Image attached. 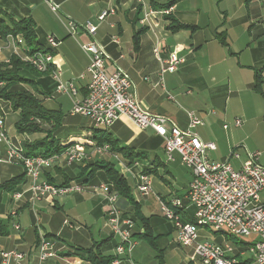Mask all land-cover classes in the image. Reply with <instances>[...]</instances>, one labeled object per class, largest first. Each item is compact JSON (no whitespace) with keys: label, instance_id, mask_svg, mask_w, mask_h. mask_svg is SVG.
Listing matches in <instances>:
<instances>
[{"label":"crops","instance_id":"0c3cea01","mask_svg":"<svg viewBox=\"0 0 264 264\" xmlns=\"http://www.w3.org/2000/svg\"><path fill=\"white\" fill-rule=\"evenodd\" d=\"M168 1L170 0H146L150 7L154 4L164 5ZM48 2L58 6L56 12L51 10ZM97 6L98 8H95ZM111 7H118L117 13L108 17L105 22L98 23L97 16ZM0 8L16 20L32 19L36 25L38 41H40L39 37L45 35L54 36L57 42L54 49V68L60 73L62 82L74 83L78 90L76 96L78 99L85 97L89 82L87 68L90 57L81 46L93 41L104 47L109 58L107 71L121 70L130 77L133 84L132 97L137 99L144 110L165 116L185 129L190 126V113L203 119L204 125L197 127L195 131L203 143L216 145L215 151L207 153L210 160L214 162L229 160L231 144L236 143L233 132L227 139L221 129L223 127L221 122L227 117L231 102L243 96V104L240 105L242 114L238 118L243 120V125L245 124L244 127L242 126L245 133L249 131V123L253 121L259 122L258 130L264 128V123L263 127H260V120L263 118L262 121H264V98L254 90L257 72H261L264 78V8L259 0H182L172 6L170 17L156 21L154 30L141 27L138 20L141 14L134 0H0ZM229 8H232L231 12ZM171 20L184 28L175 31L170 29ZM68 22L77 25L76 31H69ZM87 22L98 26L94 36L86 32L84 26ZM233 28L239 32L238 39L231 34ZM115 35L120 39L119 44L111 42V37ZM0 41L2 42L1 39ZM155 48L159 50L157 55L154 52ZM174 51L185 59V63L179 65L175 72L162 73V68L166 67L165 62ZM10 54L9 51L5 52L6 57ZM241 56L244 58L243 62L240 61ZM203 60L205 62L202 64ZM82 74L85 75L84 78H80ZM54 82L56 86L57 83ZM262 88L264 90V85ZM214 108L218 110L215 111ZM59 109L61 110V107H58ZM92 127V124L71 125L67 128L69 129L68 139L71 142L91 139ZM79 130H83L82 136H75ZM107 131L119 141L120 145L131 147L137 155L143 156L140 168L133 170L138 174L141 169L148 170L150 167L153 176L161 180V187L169 190L166 200L169 201L175 196H185L191 175L183 190L184 193L173 194L174 191L169 188L168 179L174 178V175L168 166L181 163L179 161L166 163L164 141L161 137L152 130L140 131L126 116L120 118ZM249 136L253 137L252 132ZM16 141L18 144V141H21L23 146L26 135H16ZM84 147L88 152L93 150L90 146ZM110 154L94 155L92 159L110 161V157H118L120 166L128 165L121 155ZM240 154V160H231L236 169L247 162L244 150H241ZM58 168L63 170L61 166L53 168L46 175L53 179L59 177L62 179L63 176L58 173ZM74 169L75 173L79 174V169ZM122 172L123 169L120 167V173ZM46 175L43 179L48 181ZM124 177L127 180L125 175ZM92 193L94 194V191ZM95 194H100L104 200L101 193ZM44 201L52 204L56 202V199L53 202ZM27 206L26 199L18 210ZM124 208V211L120 210L132 217L128 214L127 207L124 206ZM10 211L7 212L4 223L8 222L13 230L20 234L22 227L19 215L18 222L16 219H9ZM15 223L19 225L20 230L14 228ZM134 229L132 233L137 236L145 233L143 227ZM10 233L8 231V235L4 236L5 239L0 237V247H9L7 242L15 240L16 236ZM21 238L23 239V235ZM39 238L37 237L36 245L32 249L35 254L30 255L29 258L26 257L25 252L18 251L24 254V259L19 262L13 259L5 260L1 253L9 251L0 248V264H43L37 259ZM113 238L112 236L109 242V239H104L91 242L90 245L89 243L78 244L71 250L65 249L64 244L59 245L52 241L56 252V257L52 259L65 263L73 261L75 264H90L86 260V255L79 250L91 249L98 244L101 245L103 254L110 256L109 249L111 247L113 249L118 243L115 242L112 245ZM56 245L59 246L57 249ZM18 246H24V244L21 243ZM191 252L193 254V250ZM112 257L115 258L114 255ZM185 258L188 261V257ZM191 258L190 262L202 264L198 259L191 260ZM46 264H58V261ZM122 264H128V262L123 261Z\"/></svg>","mask_w":264,"mask_h":264},{"label":"built area","instance_id":"2783aa9c","mask_svg":"<svg viewBox=\"0 0 264 264\" xmlns=\"http://www.w3.org/2000/svg\"><path fill=\"white\" fill-rule=\"evenodd\" d=\"M141 13L139 24L141 27L154 30L158 19L170 17L173 8L154 9L148 6L146 0H134ZM264 8V0H259ZM51 10L56 12L58 6L49 3ZM118 7L103 10L98 16V23H103L110 16L117 13ZM69 31H76L77 25L68 22ZM113 27V26H112ZM86 32L94 36L98 30L97 25L87 22L84 26ZM111 42L120 43L117 35L111 37ZM57 42L54 36H47L45 48L29 51L26 42L20 36L9 35L4 44L0 46V61L10 63V56L17 55L23 62L34 68L40 74L50 73V77L56 81L55 92L65 94L72 100L71 115H81L88 118L93 127L100 130H108L120 118L129 119L140 131L152 130L164 141V157L166 163L176 162L180 158L181 165L190 171L191 181L187 187L184 197L175 196L169 201L162 202L161 210L166 219H170L176 231V242L183 248L193 250L192 259H198L202 264H240V258H250L257 264H264V202L261 194L264 192V166L261 165L260 152H250L243 148L247 162L236 169L231 160H240L241 154L237 148L231 150L230 159L225 162H214L210 160L208 151H215L214 143H203L195 129L204 125L203 119L194 113H190V126L181 128L169 118L155 115L144 110L137 99L132 97V81L130 77L121 70L108 72L106 66L109 58L104 47L95 42H89L81 46L82 50L89 54V66L87 75L89 82L85 97L76 98L78 90L72 82L64 83L60 80V73L54 68V49ZM4 51L11 54L5 56ZM158 49L154 52L157 55ZM166 67L163 72H175L179 65L185 63L177 51L170 53ZM81 75L80 78H84ZM4 83L0 82V89ZM6 114L0 103V145L4 146L6 163L17 164L23 167L27 178L24 190L12 192V200L19 202L24 194L27 197L28 206H34L41 201H55L58 196L67 195L71 192H83L85 188L79 184L56 186L43 179L44 173L60 166L64 162L68 166L92 159L91 154L86 151L85 145L90 146L93 155H104L110 150L109 145L97 147L91 139L74 141L61 155L46 157L43 155L27 156L22 147V142L12 141L6 130ZM235 128L243 126L242 119H236ZM226 130L227 127L224 126ZM241 147V146H239ZM176 156V157H175ZM118 158V157H117ZM179 160V159H178ZM1 161V160H0ZM139 163L124 168L131 173L138 169ZM140 168V167H139ZM135 173V172H134ZM135 181L137 193L146 196L149 192L152 179L141 169L140 172L132 174ZM24 186V187H25ZM101 193L108 205L106 211L107 226L113 237L118 239L115 247V258L112 264H122L127 261L133 264L132 252L137 246V240L133 237L134 221L125 215L118 207L119 193L112 184L101 183L94 190ZM193 208L194 215L187 216L186 207ZM18 209L9 212V219H16L19 215ZM191 222H184V219ZM197 226L224 231L239 239H248L252 236L255 240L248 241L246 250H238L233 244H214L199 241ZM16 230H20L18 224H14ZM37 250L40 262L56 257L54 243L45 236L40 237ZM5 260L13 259L22 261L24 254L12 250L2 252Z\"/></svg>","mask_w":264,"mask_h":264},{"label":"rangeland","instance_id":"374dc122","mask_svg":"<svg viewBox=\"0 0 264 264\" xmlns=\"http://www.w3.org/2000/svg\"><path fill=\"white\" fill-rule=\"evenodd\" d=\"M95 8H98V6ZM229 10L231 12L232 8H229ZM231 32L233 37L235 36L236 39H238L237 37L239 36V32H237V29L233 28ZM46 36L48 35L39 37V43L42 44V46H46ZM240 42L242 43V41ZM3 44L4 41H0V46ZM29 49H35V46H32ZM240 61H244L243 56H241ZM204 62L205 61L203 60L202 64ZM25 73L26 72H22V75L36 82L38 91L41 94H46L42 96V99L47 97L46 100L43 101V103H45V107L49 109H58V107H61V110L65 115L61 133L64 135L69 134V129L67 128H70L71 125L86 126L87 124H92L91 121L86 118V116L83 117L81 115H75L73 117V115H70L72 109L71 99L65 94H59L55 92V82L52 81L50 75L45 74L43 77L33 72H29L28 74ZM23 86L25 88H29L26 84H23ZM242 99L243 96H240L237 100L231 102L227 117L221 122V125L223 126L221 129L227 139H229V134L233 132V139L236 143L231 144L230 151L240 145L243 146L238 147L236 150L237 152L243 150L244 146L251 152L258 151L261 153V165H264V128H259L258 130L257 124H259V122L257 123L254 121L249 123V131L246 133L243 131L245 124L241 128H235L234 126L235 120L240 119L238 117H240L242 114L240 106L243 104ZM0 103L6 114L5 124L8 136L12 141L17 143L16 135H22H19L15 129V124L19 119V113L13 112L11 105H9L10 103ZM214 109L215 111L218 110L217 108ZM262 120L263 118L260 120V127H263L264 121ZM224 126L227 127L226 130L224 129ZM44 127L47 129H52L51 125H44ZM82 131L83 130H79L78 133H75V136H82ZM250 132H252L253 137L249 136ZM44 136V134L36 133L33 135H26V139L34 141ZM88 153H92L91 157H94L93 151ZM176 159L177 161H180L178 156ZM0 160V182L7 181L10 178L18 176L24 172L21 165H17L15 163L8 164V162H5L6 154L3 145H0ZM110 162L113 163L115 169L119 172L120 167L123 169V172H126L124 168L129 166H120L119 160L116 157H110ZM138 163L140 165L142 164V162L140 163L139 161ZM59 165L62 167L66 176L74 179L73 184H82V186L85 188V191L71 192L67 195L58 196L56 198V202L52 204H48L46 201H43L40 204L37 203L34 208L33 206L29 205L27 207H23V209H20L19 222L22 227V232L20 234L15 232L12 226L6 222L5 224L7 230L11 232L10 234L15 235L16 237L12 242H7L9 247H0L1 249L5 251H10L12 249L23 253L25 252L26 257L29 258L30 255L34 253L32 249L34 248L33 246L36 245L35 243L37 242V237L46 236L49 240L54 241L56 244H64L65 249L68 250L75 248L78 244L83 245L89 243L88 245H90L94 241L99 242L112 237V234H110V229L105 226V213L108 210V205L100 196V194L98 195L92 193L101 183L108 184L106 173L104 171H100L89 183L83 184L79 182L80 180L76 179L78 176L74 169L76 166H68L64 162L62 163V161ZM168 167L171 169V172L174 175V178L168 179L169 188L174 191L173 194L182 195L184 193L183 190L190 180V171L181 164H169ZM129 172L131 173H126L124 175L126 176L130 185L131 192L129 193L133 201L125 200L122 194H119L118 207L122 211L125 209L124 206L127 207L128 214L131 215L134 220V228H140L147 225L150 229L149 231L151 232V237L149 239H137V246L132 252L133 264H195L196 262H190L189 260L190 257L193 256L191 252L192 249L183 248L177 244L174 225L170 219L168 220L165 218V214L161 210V204L166 200V195L168 194L167 192L169 190L167 191V189H163L161 187V180L150 173L149 177L154 180L150 185L148 194L146 196H141L139 193H137L135 188V181L132 175L135 174V171L131 170ZM56 182L57 184H61V182H63V178H56ZM19 188L22 191L26 188V186H21ZM11 197L12 192L0 191V219L3 221H6V215L9 210L19 209L22 203L27 199L26 194H24L22 200L19 202L13 201ZM261 200L264 202V192L261 194ZM185 211L189 217L194 215L193 208L190 206H187ZM16 221L18 222V218H16ZM184 222L187 223L189 220L184 219ZM134 230L135 229H133V232ZM197 230L199 233V241L201 242H209L214 244H224L225 242H229L230 244H234L233 239L228 240L227 236L229 233L227 232L217 233L213 229L209 230L200 226H197ZM22 235L23 239L21 238ZM1 238L5 239L6 237ZM243 240L253 241L255 240V237L252 236L251 238ZM115 242H118L116 237L113 238L112 245H114ZM21 243L24 244V246H18V244ZM57 247L59 246L56 245V249ZM114 247L113 249L111 247L109 249L110 251L107 249L109 252L108 254H111L112 256L116 255ZM185 257H188V261H186ZM37 259H39V257ZM247 259L248 261L245 264H257L255 260H250V258ZM56 261H58V264H75L73 261L65 263L56 259L48 260L47 262H43V264L49 262L54 263Z\"/></svg>","mask_w":264,"mask_h":264},{"label":"trees","instance_id":"16d2710c","mask_svg":"<svg viewBox=\"0 0 264 264\" xmlns=\"http://www.w3.org/2000/svg\"><path fill=\"white\" fill-rule=\"evenodd\" d=\"M180 1L182 0H170L164 5L154 4L152 6L154 9H169ZM171 21L172 23L170 29L175 31L184 28V26L176 24L174 20ZM35 29L36 25L32 19L16 20L0 8L1 40L4 41L9 35H13L15 37L20 36L25 40L28 48L35 46V49H30L29 51L37 49L43 50L45 46H42V44H40L37 40ZM22 72H26L27 74L29 72H33L43 77L45 75L38 73L34 68L17 57V55L10 56V63L0 61V82L4 83V87L0 89V102L10 103L9 105H11L13 112L19 113V119L15 124V129L18 134L33 135L40 133L45 135L44 137L34 141L26 139L22 147L27 156L34 157L36 155H43L51 157L54 155H61L69 146L73 145V142L68 139V134L64 135L61 133L65 115L60 109H49L45 107V103H43V101L46 100L47 97L42 99V96L46 94H41L37 89V83L28 79L26 76L24 77ZM46 74L50 75V73ZM23 84L28 85L29 88H25ZM263 85L264 78L262 77L261 72H257L254 90L264 98V90L262 88ZM44 125H51L52 129H47ZM91 140L97 147L109 145L110 150L108 154L111 153L112 156L121 155L128 162L129 166H132L138 161L141 163V160H143V156L137 155L133 148L120 145L119 141L114 139L107 130H100V128L96 129L92 127ZM71 166H76L75 168L79 169V174L76 179L80 180L79 182L83 184L89 183L98 172L104 171L108 178V184H112L113 188L119 194H122L125 200L133 201L129 193L131 192V189L128 181L118 170L115 169L113 163L110 161L93 158L84 160L81 163H75ZM57 167L60 166H55L54 168ZM58 169L60 176H63V182H61V184H57L56 179L50 178L46 175L47 171L44 173V176L46 175V177H48V183L56 186H66L74 182V179L66 176L63 170H60V168ZM150 170V167H148V170H143V172L150 174L152 173ZM26 179V175L23 172L7 181L0 182V191H20L21 189L19 187L26 185ZM188 220L189 222L192 221L191 219ZM143 228L145 229V233H143V235L137 236L133 233V237L136 240L141 238L149 239L151 237V232L149 231L150 229L148 226L145 225ZM216 232L225 233L224 231ZM7 235L8 230L6 228V224L0 219V237ZM227 238L228 240L233 239V245L237 247V252L238 250H246L249 246L248 241L239 238L236 239V237H233L230 234ZM109 241L110 239L108 242ZM79 251L80 253L83 252L86 255V260L90 264H112L114 260V257L112 256H105L101 251V245L98 244H95L91 247V249H80ZM237 257L240 260V264H245L248 261V259L240 258L239 255H237Z\"/></svg>","mask_w":264,"mask_h":264}]
</instances>
